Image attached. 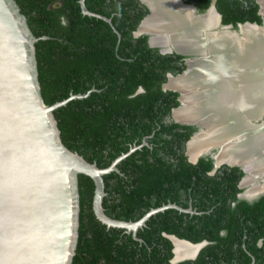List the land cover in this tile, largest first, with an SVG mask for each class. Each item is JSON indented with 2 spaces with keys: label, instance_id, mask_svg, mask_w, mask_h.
<instances>
[{
  "label": "trees",
  "instance_id": "1",
  "mask_svg": "<svg viewBox=\"0 0 264 264\" xmlns=\"http://www.w3.org/2000/svg\"><path fill=\"white\" fill-rule=\"evenodd\" d=\"M16 1L39 37L35 47L44 102L89 91L54 110L63 143L100 167L137 146L117 170L103 175L105 212L136 220L167 203L193 210H160L134 236L96 218L94 182L79 173L78 239L71 264H250V252L254 264H264V251L254 241L246 239L242 246L244 235L264 237V219L254 234L246 217L253 208L237 198V180L227 172L209 175L208 159L188 161L184 147L194 127L167 120L178 93L162 84L168 71L178 73L184 66L181 55L162 54L148 46L146 34H133L146 7L139 0H84L109 23L82 13L79 0ZM185 1L200 10L210 4ZM216 9L223 23H261L255 0H216ZM139 87L143 90L136 92ZM253 204H264V196ZM166 234L207 244L194 259L172 263L173 244Z\"/></svg>",
  "mask_w": 264,
  "mask_h": 264
},
{
  "label": "water",
  "instance_id": "2",
  "mask_svg": "<svg viewBox=\"0 0 264 264\" xmlns=\"http://www.w3.org/2000/svg\"><path fill=\"white\" fill-rule=\"evenodd\" d=\"M79 1L82 13L102 17L111 23L110 18L90 11L84 0ZM140 1L150 8L149 18L152 15L151 5L148 0ZM178 1L181 6L186 5L182 0ZM186 6L194 11L195 7ZM262 8L261 4L260 24L249 21L238 23L239 30L233 28L232 34L242 35V28L251 26L261 31H257L256 36H263ZM210 10L216 15L218 26L220 15L214 0L207 11ZM203 17L201 14L198 16L200 20ZM224 27L232 28V25ZM207 28L201 30L216 39L218 32L212 27ZM140 29L141 25L135 30V36L145 33ZM148 33L153 36L151 31ZM38 38L31 31L17 1L0 0V264H71L78 239L79 173L89 176L94 182L92 209L96 218L107 226L124 228L134 236L145 220L160 210L176 208L193 212L191 207L183 208L175 203L151 208L136 220L114 218L105 212L102 205L105 195L103 175L117 170L116 164L137 146L117 156L108 166L100 167L63 143L54 110L73 98L86 96L89 91L70 93L52 104L44 102L36 58L35 42ZM255 40L264 44V41ZM155 43L149 39L151 46H163ZM165 47L162 52L171 50ZM186 72L179 77L183 78ZM164 88L181 93L180 101L184 104L181 89L168 84ZM142 90L139 87L137 92ZM181 105L173 108V115L184 106ZM196 135L191 136L187 146ZM199 155L201 153L196 157ZM196 157H190V160L195 161ZM166 236L173 244L172 263L194 259L207 243L206 240L191 242L173 234ZM175 241L194 245V251L185 257H176Z\"/></svg>",
  "mask_w": 264,
  "mask_h": 264
},
{
  "label": "bare ground",
  "instance_id": "3",
  "mask_svg": "<svg viewBox=\"0 0 264 264\" xmlns=\"http://www.w3.org/2000/svg\"><path fill=\"white\" fill-rule=\"evenodd\" d=\"M259 1L262 4L264 14V0ZM148 2L151 5L152 15L144 28L153 33L152 41L171 45L182 51H201V48L205 46L213 54L217 50L221 52L219 59L213 57L208 62L203 63V67L199 63L197 71L189 79L183 78L170 82L171 86L182 90V100H184V107L175 111L176 117L181 119L198 117L201 120V115L208 111L211 116L215 117L216 115L215 121L220 114H226L225 110L231 111L235 108L234 105L225 107L223 93L228 87L234 93L235 98L233 100L237 101V98L243 97V101L251 102L255 112L257 107L254 106V103H257V100L254 99V103H252V99L261 96L256 95L254 92L258 89L261 91L264 89V72L260 70L264 65V44H260V41L255 40L256 30H253L254 28L251 26H244L242 32L246 41L242 44L238 38L236 42H233L234 40L228 41L226 34H219L214 39L212 34L201 32V25L192 23L190 19L192 18V9L190 7L180 6L176 0H148ZM202 21L205 28L217 24L216 15L211 10L204 15ZM203 36H205L204 39ZM230 45H233V47L231 49L227 48ZM225 53L228 56L225 57ZM201 81L209 85L202 99ZM218 91L221 93L220 98L216 97L215 99ZM248 92L254 94L252 98ZM201 100H203V104H201ZM260 104L261 102L258 105ZM213 107H216L217 111ZM236 116L239 119L240 113H236ZM220 133L221 135H218L214 129H210V132H206L204 135H201V132L197 133L188 146L190 156L194 158L201 151L206 150L207 147L211 146V140L215 137L224 138V132L220 131ZM218 141L219 144L222 143V150L217 158H229L235 155L233 152L235 149L234 144H225L222 139ZM194 248V245L186 242L175 241L176 257L190 255Z\"/></svg>",
  "mask_w": 264,
  "mask_h": 264
},
{
  "label": "flooded vegetation",
  "instance_id": "4",
  "mask_svg": "<svg viewBox=\"0 0 264 264\" xmlns=\"http://www.w3.org/2000/svg\"><path fill=\"white\" fill-rule=\"evenodd\" d=\"M211 1L212 0H210V3H211ZM176 2L178 5H180L178 0H176ZM255 2L258 4V11L257 12L259 14L260 9H261V4H260L261 2L259 0H255ZM140 3L146 7L148 12L141 19V21L139 22V24L135 30L138 29L139 25H141L140 30L141 31L143 30L146 33L148 46L157 48L160 53H162V54L175 53V54H179L182 56L181 61H179V63H183V66H184L183 70L178 72V73H172L171 71H168L166 73V80L162 84L163 89L175 91L171 88H164V87L167 84L170 87L171 86L170 82H172L174 80H180L183 78L189 79L197 71L199 63H201V67H203V63L208 62L209 59H211L213 57L216 59H219L221 57V52L219 50H217L213 54L205 46L203 48H201V51H183V53H177L175 51L176 48L172 47L171 45L170 46L167 45L168 47L171 48V50L163 51V52L161 50L164 49L166 44H163V46H159V45L151 46L149 44V39L151 40L152 36L150 33H148L149 30L144 28V26L146 25V23L149 22V19H150L147 17L149 12H150V8L147 5H145L143 2L140 1ZM182 3L195 7L194 11L191 12L192 18H190V19H191L192 23L193 24L198 23L199 26L201 25V28L208 29L202 25V23H203L202 20H204V17L200 20L198 18V16L200 14L206 15L208 13L207 10H208V7L210 6V4L207 8L200 10L196 6V4H194V3L186 2L185 0H182ZM186 5H182V6L187 7ZM214 6L216 9V0H214ZM217 12H218V10H217ZM219 15H220V24L218 26L215 25L216 27L212 26V28L214 27L213 30H216L218 32V35L219 34L220 35L226 34L228 36V41L234 40L233 42H236V40L238 38L241 41V44L243 42H245L246 39L243 37V34L242 35L240 34L241 36L240 35L238 36L236 34H232L234 29L236 31L239 30V28L237 27L238 23H236L235 26L232 23H223L222 22V15L220 13H219ZM107 18H109V17H107ZM229 24L232 25V28L224 27L225 25H229ZM135 30L133 31V34H134ZM253 30H256V32L258 31L259 33H261V31H259L258 29H253ZM202 31H203V29L201 30V32ZM145 33H140V35L145 34ZM202 33H205V32L203 31ZM262 35L263 36H256L255 39H259L261 41H264V33H262ZM204 38H205V36H203V39ZM239 46H240V44H239ZM232 47H233V45H230L227 48L231 49ZM226 56H228L227 53H225V57ZM263 66L264 65H262V68L260 69V70H262V72H264ZM185 71H187L186 72L187 75L183 76V78H180L179 75L183 74ZM201 77H203V76H201ZM171 87H174V86H171ZM208 87H209V85L207 83L201 81V99L204 98V94L206 93V90ZM229 88L230 87H228V89L225 88L226 91L223 93L224 94V100L223 101H225V107L234 105L235 108H233V110H231V111L225 110L226 114H224V115L220 114L219 117L215 121H214V118H216V115H215V117H213V116H211V114H209L210 112H208V111H205L206 113L201 115V120L198 117H194L191 119L190 118L181 119V118H177L176 115H173L172 114L173 108H176L182 104L180 101L181 93H179L178 91H175V92L178 93L177 100L179 103L176 107H173L171 109L169 115L167 116V120L173 121V122L179 123V124L193 126L194 131L191 133L189 139L195 133L201 132V135H204L206 132H210V129H214V131L218 135H221L220 131L224 132V138H222V137L216 138L215 137L213 140H211L212 144H214V145L210 144L211 146L207 147L206 150H203L200 152L201 155H199L197 157L195 156L196 157L195 161L190 160L193 157H191L190 154L188 153L187 141L189 139L185 143L184 153L187 156V160L192 162V163L198 162L199 158L210 160L211 168L208 171L209 175H214L217 172H220L221 174H223V173L225 174L227 172L228 174H230V176L234 177V179L237 180L236 181V187L238 189L237 198L247 201L249 204H251V205H248V207L250 206L251 208H253V210L250 212V215H248L246 217H247L250 225L253 227L254 234H255L257 232H260L261 225H259V224L262 223V220L264 219V204H260V205L253 204V202H255L256 200H258L259 198L264 196V147H263L264 146V102H262V100H264V89L262 91L258 89V91L254 92V93H256V95L261 96L260 98L254 97L252 99V103H254V101H253L254 99L257 100V103H254L255 104L254 106L257 107L256 111L254 112L251 102H246L245 100L243 101V97L237 98V101L233 100L235 98V96H233L234 93ZM193 90H195V89H193ZM199 90H200V87H199ZM250 91L253 92V90H251V89H250ZM136 92H137V90H136ZM139 92H141V91H139ZM217 93L218 94L215 95V99H216V97L218 99L220 98L221 93L219 91ZM248 93H249V96L252 98L254 94L250 93V92H248ZM203 100H201V104L204 103ZM209 100H210V98L208 99V101ZM208 101L206 100L205 102L207 103ZM234 102H236V103H234ZM260 102H261V104L258 105ZM182 105H184V104H182ZM210 107H212V106H210ZM214 109L217 111L216 107ZM236 113H240L239 119L236 116ZM187 120H190L189 123L187 122ZM180 121H183V122H180ZM219 139H222V142H225V144H234L233 146L235 147V149L233 152L235 155H233L232 157H229V158H217V155L222 150V143L221 144L218 143ZM144 141L146 142V140H143V142ZM232 206L237 209L235 204H233ZM235 212H236L235 214L237 217H241L242 212L240 210H235ZM221 233H223V231ZM242 239H243V242H242L243 247L245 244V240L247 239V240H250V242L254 241L256 243V245L264 251V247H262L263 242H264V237L262 235H260L258 237H252V236L247 237L246 235H244L242 237ZM249 255L251 256V259H252L250 264H254V260H255L254 255L251 252L249 253Z\"/></svg>",
  "mask_w": 264,
  "mask_h": 264
},
{
  "label": "rangeland",
  "instance_id": "5",
  "mask_svg": "<svg viewBox=\"0 0 264 264\" xmlns=\"http://www.w3.org/2000/svg\"><path fill=\"white\" fill-rule=\"evenodd\" d=\"M169 44V43H168Z\"/></svg>",
  "mask_w": 264,
  "mask_h": 264
}]
</instances>
